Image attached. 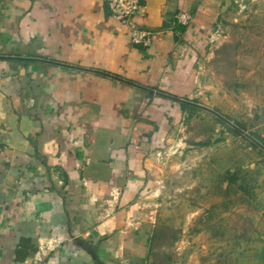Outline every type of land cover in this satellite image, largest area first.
Returning <instances> with one entry per match:
<instances>
[{
  "label": "crops",
  "instance_id": "0c3cea01",
  "mask_svg": "<svg viewBox=\"0 0 264 264\" xmlns=\"http://www.w3.org/2000/svg\"><path fill=\"white\" fill-rule=\"evenodd\" d=\"M227 1L144 0L143 48L105 0H0V264H177L149 154Z\"/></svg>",
  "mask_w": 264,
  "mask_h": 264
},
{
  "label": "rangeland",
  "instance_id": "374dc122",
  "mask_svg": "<svg viewBox=\"0 0 264 264\" xmlns=\"http://www.w3.org/2000/svg\"><path fill=\"white\" fill-rule=\"evenodd\" d=\"M194 94L151 150V211L177 264H264V0H228ZM161 259L163 256L161 255Z\"/></svg>",
  "mask_w": 264,
  "mask_h": 264
},
{
  "label": "built area",
  "instance_id": "2783aa9c",
  "mask_svg": "<svg viewBox=\"0 0 264 264\" xmlns=\"http://www.w3.org/2000/svg\"><path fill=\"white\" fill-rule=\"evenodd\" d=\"M111 16L121 24L132 25L131 42L135 46L148 48L153 42L154 33L133 25L136 16L144 8V0H105ZM178 23L184 27H188L192 17L188 14L181 13L177 17Z\"/></svg>",
  "mask_w": 264,
  "mask_h": 264
},
{
  "label": "trees",
  "instance_id": "16d2710c",
  "mask_svg": "<svg viewBox=\"0 0 264 264\" xmlns=\"http://www.w3.org/2000/svg\"><path fill=\"white\" fill-rule=\"evenodd\" d=\"M183 109H187L189 108V106L187 104H184ZM252 137H254L255 139L259 140L263 145H264V140H260L258 137H256L255 135H251Z\"/></svg>",
  "mask_w": 264,
  "mask_h": 264
}]
</instances>
